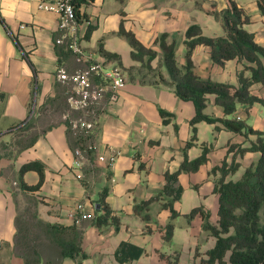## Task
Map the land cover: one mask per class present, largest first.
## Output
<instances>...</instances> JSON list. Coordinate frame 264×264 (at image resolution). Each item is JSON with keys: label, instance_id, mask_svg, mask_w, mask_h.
<instances>
[{"label": "crops", "instance_id": "0c3cea01", "mask_svg": "<svg viewBox=\"0 0 264 264\" xmlns=\"http://www.w3.org/2000/svg\"><path fill=\"white\" fill-rule=\"evenodd\" d=\"M234 1L250 15L245 27L255 32L258 43L264 44V15L258 11L256 0ZM38 4L39 0H0V264H24L23 257L16 253L15 240L16 217L26 210L44 223L64 227L54 236L43 232L39 236L38 264H167L158 252L170 254L174 250L180 252L177 264H197L195 247L204 250L212 244V238L202 229L199 215L190 220L184 214L202 206L210 221L215 220L217 196L213 185L220 171L213 167L224 159L230 162V144L246 146L255 135L245 136L224 128L216 131L219 123L199 121L195 124L196 139L186 147L195 108L192 101L175 94L156 40L167 33L166 41L176 44L178 63L184 64L187 26L204 21L211 32L208 36L222 35L221 21L214 14L226 8V0H86L79 6L77 41L85 56L117 64L126 76V84L116 99H104L96 108L95 129L89 137L94 148L85 155L81 179L71 168L73 150L83 147L87 139L79 141L63 121L68 110V86L56 78V71L59 67L73 71L85 63L77 62L64 44L56 43L57 16L38 8ZM88 26L92 28L86 35ZM120 27L157 51L150 62L151 69L131 58L129 39L120 33ZM191 60L200 77L232 84L237 83V71L242 67L234 59L221 66L212 63L208 48L202 45L192 50ZM245 75H249L248 70ZM252 91L264 96L260 84L252 85ZM160 109L171 115L163 117ZM203 113L224 116L212 94L208 95ZM232 116L264 131V107L259 103L238 104ZM202 143L211 146L207 161L194 172L182 171L178 175L182 193L173 201V207L180 214L171 219L161 199L152 200L136 212L135 204L161 192L164 172L178 169L184 155L190 160L198 157ZM108 147L118 152L110 167L97 160V155ZM258 157V152L236 155L240 165L226 178L237 179ZM29 161L44 165L43 180L36 190L20 187L21 182L35 185L39 181L34 170L20 174L21 165ZM101 201L118 217L117 226L110 222L95 225ZM78 203L93 217L70 218L69 212ZM145 213L150 217L147 220L143 218ZM169 220L174 229L171 241L166 242L162 227ZM203 233L208 238L204 246L199 243ZM58 239L75 242L87 257L80 260L79 256H62ZM121 241L141 246L145 252L137 259L120 263L114 252Z\"/></svg>", "mask_w": 264, "mask_h": 264}, {"label": "trees", "instance_id": "16d2710c", "mask_svg": "<svg viewBox=\"0 0 264 264\" xmlns=\"http://www.w3.org/2000/svg\"><path fill=\"white\" fill-rule=\"evenodd\" d=\"M86 0H75L76 16L79 13V6ZM256 7L261 15H264V0H256ZM215 17L221 21L223 28L222 35L208 36L202 33L197 23H191L185 30L184 44L186 46L185 63L180 65L176 59L175 42H167V33H162L156 42L162 51L163 64L166 68L170 82L174 85L175 94L182 100L192 101L195 112L190 118L192 134L186 147L193 144L196 139V126L199 121L207 123H219L215 130L221 128L241 133L247 136L254 134L255 139L249 141L246 146L241 144H230L227 151H232L230 162L222 160L221 164L213 167L218 169L220 175L215 180L213 192L217 196V209L214 221H210L209 214L202 206L193 207L184 214L188 219L199 215L202 219L201 227L207 231L213 243L199 251L194 250V263L197 264H264V131L253 129L244 120L233 117L238 104L248 106L259 103L264 107V96L254 93L252 85L260 84L264 88V44L255 40V32L248 30L245 25L250 23V15L234 0H226V8L215 12ZM91 26H88L86 35L89 34ZM120 33L126 35L131 47L130 56L133 60L140 61L144 67L151 69L150 62L156 57L157 51L143 45L134 37L131 32H126L120 27ZM205 46L212 63L223 65L226 60L234 59L242 65L237 71V83L220 82L208 78H202L194 72L191 60V52L196 46ZM108 56L118 57L103 51ZM249 75H245V71ZM214 95V103L223 112V117H213L203 113L208 95ZM3 93L0 92V98ZM160 114L165 117L170 113L160 109ZM230 116V117H227ZM167 121V119H163ZM211 146L202 143L201 154L188 159L184 155L178 169L164 172V184L161 192L157 195L142 200L134 205V210L140 212L152 200L161 199V206L169 209L170 218L178 216L173 207V201L179 199L182 193V186L178 183V175L184 172H194L201 164L207 161V153ZM246 152H258L259 157L255 162L245 167L237 179H227L239 167L236 155L242 156ZM34 170L39 174V181L35 185L20 183L24 190H36L43 180L44 165L39 161H29L20 167V174L25 171ZM103 199V192L101 200ZM101 213L96 215L94 223L97 227L108 222L117 226L118 217L112 213L107 203L100 202ZM144 219H149L145 213ZM16 240L15 250L24 259V264H38L41 257L39 248V236L46 233L55 235L64 227L57 224L44 223L37 219L32 211L26 210L16 217ZM174 224L169 220L162 227V238L170 242L173 236ZM57 244L61 247L62 256H79L80 260L87 257L75 242L58 239ZM157 251V250H156ZM145 249L129 241H121L114 252L118 262H129L139 258ZM160 258L167 261V264H177L180 256L178 250L170 254L158 252ZM80 264V263H79Z\"/></svg>", "mask_w": 264, "mask_h": 264}, {"label": "built area", "instance_id": "2783aa9c", "mask_svg": "<svg viewBox=\"0 0 264 264\" xmlns=\"http://www.w3.org/2000/svg\"><path fill=\"white\" fill-rule=\"evenodd\" d=\"M38 8L53 12L57 16L59 36L55 40L56 43L64 44L77 62L85 63L82 68L73 71L63 67L56 71V78L68 86L66 94L68 110L63 114V121L79 141L87 139L83 147L78 146L73 150L71 168L75 177L81 179L85 155L94 148L89 137L95 129L96 108L104 99L108 101L116 99L126 84V76L117 64L92 61L85 56L77 41L75 0H39ZM74 111H79L80 114L73 115ZM117 157L118 152L108 147L102 154L97 155V160L105 162L110 167ZM69 217L74 220H85L93 216L85 210L83 204L78 203L69 212Z\"/></svg>", "mask_w": 264, "mask_h": 264}, {"label": "rangeland", "instance_id": "374dc122", "mask_svg": "<svg viewBox=\"0 0 264 264\" xmlns=\"http://www.w3.org/2000/svg\"><path fill=\"white\" fill-rule=\"evenodd\" d=\"M212 6H215V4H213ZM203 18V17H202ZM198 23H200V26H201V28H202V31H203V34H205V35H210L211 34V32L209 31V30H207V27H208V25H207V23H205L204 21H200V22H198ZM205 234H207V233H203L201 236H200V239H199V243L201 244V245H206L207 244V242H208V238H207V236L205 235ZM208 237L210 238V236L208 235ZM210 242V241H209ZM212 243H213V240H212ZM209 246H210V243H209ZM194 256V255H193ZM188 259H190V257H188Z\"/></svg>", "mask_w": 264, "mask_h": 264}]
</instances>
